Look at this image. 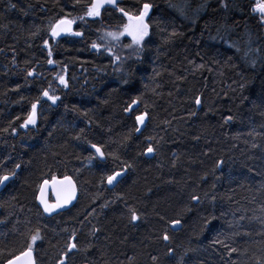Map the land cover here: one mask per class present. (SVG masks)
Here are the masks:
<instances>
[{"label":"trees","instance_id":"1","mask_svg":"<svg viewBox=\"0 0 264 264\" xmlns=\"http://www.w3.org/2000/svg\"><path fill=\"white\" fill-rule=\"evenodd\" d=\"M258 2L118 0L92 19V0H0V174L16 172L0 192V264L37 231L36 264H264ZM144 3L152 8L140 47L103 40L126 23L119 8L138 14ZM62 18L83 35L52 38ZM37 100L36 125L21 127ZM114 172L125 175L109 185ZM53 175L71 176L78 199L47 216L38 194Z\"/></svg>","mask_w":264,"mask_h":264},{"label":"snow or ice","instance_id":"2","mask_svg":"<svg viewBox=\"0 0 264 264\" xmlns=\"http://www.w3.org/2000/svg\"><path fill=\"white\" fill-rule=\"evenodd\" d=\"M105 4L109 5H116L117 0H92V3L87 8V11L85 13L88 17H98L100 16L101 9L105 6ZM15 7V5H12ZM224 7H227L226 4L223 5ZM152 8V5L150 3H144L142 8L139 10L138 14H131L123 8H119L118 10L127 17L128 23L124 25L123 31L120 33H108L107 35L113 37L114 39H119L120 36L127 34L131 37L132 43L134 45L140 46L145 41V37L149 36V29L150 25L147 22L146 18L149 16L150 9ZM253 11H258L260 13L261 19L264 20V0H260L255 7L253 8ZM80 19H84V17H80ZM75 23V20H70L67 18H62L58 21H56L53 25L50 27V34L53 38L60 37L62 34H71L75 36H82L83 33L81 32H73L72 31V25ZM175 35V33H173ZM45 46L48 45V41H44ZM131 46V45H130ZM100 46L97 44H93V48H99ZM110 51V50H109ZM49 56L52 55L51 48L48 49ZM118 60L119 57H116ZM48 63H54L51 59L48 61ZM29 76L33 75L32 72L28 73ZM58 80L60 84L64 85L65 87L68 86V81L65 79L64 75H58ZM125 83H127L125 81ZM43 97H46L48 100H50L53 104L56 103L60 99L59 96L56 95H50L48 90H44L42 93ZM39 103V100L37 102L32 103L31 105V111L27 115L26 119L24 120V123L21 125V127L27 128L29 125H36L37 123V105ZM139 101L138 99H133L131 104L128 105L124 109L125 112H131L133 111V106L138 105ZM195 104L200 105L201 104V98L200 96L195 97ZM191 115H195V113H191ZM148 116V113L145 111L144 113L137 115L135 117V120L143 125L146 121V118ZM228 120L231 119V117L227 118ZM15 131V129H13ZM136 131H140L139 128L136 129ZM92 148L96 150L97 153L100 154L101 157H103L104 153L101 151L99 147L96 145H92ZM155 149L149 144V146L146 149L147 153H153ZM223 164V160H219L216 163V168H219ZM20 165L17 164L16 168H19ZM122 175L121 172H114L112 175L107 176V183L109 185L113 184L114 181H117V178ZM16 176V172L13 170L12 172L3 173L0 174V186H4L6 182L10 181ZM49 183H51L52 187L56 190V202L55 203H49L48 200L45 198V190L48 187ZM77 188L76 184L73 181L71 176L65 175L62 179L57 178L55 175L51 177V181L44 180L43 183L40 185V195L38 196V199L40 200V203L43 205L44 211L46 213H52L57 209H60L61 207L70 204L75 198H76ZM193 201L199 202L200 197L193 195L191 197ZM130 211V219L131 221H137L140 219L139 215L137 214L135 209H129ZM172 226H176L180 224V220H172L171 222ZM211 223V219H206L204 221L205 226H208ZM40 239L39 232L35 235L31 236V243H29L24 251H21L19 255H16L9 259L7 261V264H35V260L33 258V244ZM164 240H168L169 236L167 233L163 236ZM216 243H222V241L217 240ZM77 245L75 243H70L67 247V251L70 252L73 249H75ZM171 252L172 249H169ZM191 251V250H190ZM230 251H236V249H230ZM67 255V252L64 254ZM183 259V258H182ZM59 264H65L64 259H60Z\"/></svg>","mask_w":264,"mask_h":264},{"label":"water","instance_id":"3","mask_svg":"<svg viewBox=\"0 0 264 264\" xmlns=\"http://www.w3.org/2000/svg\"><path fill=\"white\" fill-rule=\"evenodd\" d=\"M67 19H69V18H67ZM71 20V19H70ZM74 30H75V23L72 25V31L74 32ZM71 34H62L60 37H57V38H62V37H65V36H70ZM141 125V124H140ZM144 127H145V123L143 124V125H141V129H144ZM98 156L101 158V159H105V157H104V155H103V157H101L100 156V154L98 153ZM125 174L124 173H122V175L120 176V179L124 176ZM59 179H62V178H59ZM119 179V177L117 178V180ZM119 179V180H120ZM118 180V181H119ZM117 181V182H118ZM116 182V183H117ZM8 182H6V184H7ZM5 184V185H6ZM76 184V183H75ZM4 185V186H5ZM4 186H1V188H3ZM1 188H0V190H1ZM77 188V187H76ZM50 194H52L53 195V197H54V199H55V202H56V198H57V196H56V190L52 187V185H51V183H49V185H48V187L46 188V190H45V198L48 200V202L49 203H51V201H50ZM40 195V194H39ZM77 197H78V190H77V193H76V198L70 203V204H68V205H65V206H63V207H61L60 209H57V211H60V210H64V209H67V208H69L70 206H72L74 203H75V201H76V199H77ZM40 201V200H39ZM41 204V203H40ZM41 206L43 207V205L41 204ZM44 209V208H43ZM33 258H34V260H35V257H34V254H33ZM35 264H36V261H35Z\"/></svg>","mask_w":264,"mask_h":264},{"label":"rangeland","instance_id":"4","mask_svg":"<svg viewBox=\"0 0 264 264\" xmlns=\"http://www.w3.org/2000/svg\"><path fill=\"white\" fill-rule=\"evenodd\" d=\"M106 6H108V4H105V6L101 9V13H102V11L105 9V7ZM101 13H100V15H101ZM259 13V12H258ZM260 14V13H259ZM100 16H98V17H88V18H92V19H95V18H99ZM148 22V21H147ZM128 23V19L126 20V23L125 24H127ZM124 24V25H125ZM123 27L124 26H122L121 28H119V30H116V31H109L108 33H120V32H122L123 31ZM107 33V34H108ZM75 36V35H74ZM102 38H103V40L104 41H106L108 44H110V43H116V44H119V43H121V42H123V41H125L126 39H127V41L125 42V43H127L128 42V44H127V47H131V46H134V47H131L132 48V50L133 51H135V48L137 49V47H140V46H137V45H134L133 43H132V40H131V37L130 36H128L127 34H125V35H122V36H120L119 37V39H114L113 37H111V36H109V35H107L106 36V38L103 36V34H102ZM146 38V37H145ZM131 45V46H130ZM37 242V241H36ZM35 242V243H36ZM34 243V244H35ZM34 244H33V247H34Z\"/></svg>","mask_w":264,"mask_h":264},{"label":"bare ground","instance_id":"5","mask_svg":"<svg viewBox=\"0 0 264 264\" xmlns=\"http://www.w3.org/2000/svg\"><path fill=\"white\" fill-rule=\"evenodd\" d=\"M72 36V35H71ZM66 37V36H65ZM53 38V37H52ZM62 38H64V37H62ZM54 39H61V38H54ZM146 122H147V118H146V121H145V125H146ZM139 124V123H138ZM139 129H140V131L139 132H141L142 131V129H141V125L139 124ZM98 147V146H97ZM101 149V148H100ZM93 150L95 151V153L98 155V153L96 152V150L93 148ZM101 151H102V149H101ZM103 152V151H102ZM99 157V156H98ZM104 157H105V155H104ZM100 158V157H99ZM106 158V157H105ZM101 159V158H100ZM101 160H103V159H101ZM105 160V159H104ZM120 178V177H119ZM12 180V179H11ZM10 180V181H11ZM10 181H8V183L10 182ZM74 181V180H73ZM8 183L3 187V188H1V186H0V188H1V190H0V192H2L3 190H4V188L8 185ZM116 183V181H114L113 182V184H111V185H114ZM77 187V186H76ZM39 194H40V191H39ZM39 194H38V196H39ZM38 202H39V204H40V201H39V199H38ZM51 203H55V201H51ZM40 206H41V204H40ZM42 207V206H41ZM71 207V206H70ZM43 208V207H42ZM68 209V208H67ZM44 210V209H43ZM64 210H66V209H64ZM60 211H63V210H60ZM60 211H57V210H55L54 212H52V213H46L45 211V214L47 215V216H52V215H54V214H56V213H58V212H60ZM33 254H34V252H33Z\"/></svg>","mask_w":264,"mask_h":264}]
</instances>
